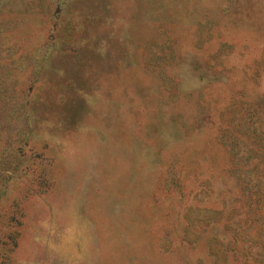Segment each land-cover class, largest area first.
Returning a JSON list of instances; mask_svg holds the SVG:
<instances>
[{
  "label": "rangeland",
  "instance_id": "rangeland-1",
  "mask_svg": "<svg viewBox=\"0 0 264 264\" xmlns=\"http://www.w3.org/2000/svg\"><path fill=\"white\" fill-rule=\"evenodd\" d=\"M0 264H264V0H0Z\"/></svg>",
  "mask_w": 264,
  "mask_h": 264
}]
</instances>
